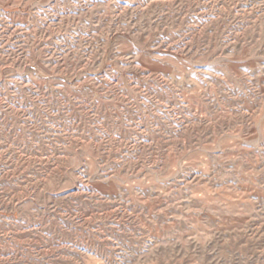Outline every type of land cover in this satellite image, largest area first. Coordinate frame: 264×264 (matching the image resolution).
<instances>
[{"label":"rangeland","instance_id":"obj_1","mask_svg":"<svg viewBox=\"0 0 264 264\" xmlns=\"http://www.w3.org/2000/svg\"><path fill=\"white\" fill-rule=\"evenodd\" d=\"M0 264H264V0H0Z\"/></svg>","mask_w":264,"mask_h":264}]
</instances>
